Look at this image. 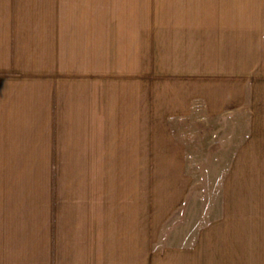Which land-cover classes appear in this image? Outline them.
Masks as SVG:
<instances>
[{
	"label": "crops",
	"instance_id": "1",
	"mask_svg": "<svg viewBox=\"0 0 264 264\" xmlns=\"http://www.w3.org/2000/svg\"><path fill=\"white\" fill-rule=\"evenodd\" d=\"M151 1L0 0V264H264V0ZM198 103L247 133L176 240Z\"/></svg>",
	"mask_w": 264,
	"mask_h": 264
},
{
	"label": "rangeland",
	"instance_id": "2",
	"mask_svg": "<svg viewBox=\"0 0 264 264\" xmlns=\"http://www.w3.org/2000/svg\"><path fill=\"white\" fill-rule=\"evenodd\" d=\"M151 0H144L147 11L150 7ZM238 16L242 23L241 29L247 27L248 3L249 0H239ZM149 15H151L149 13ZM244 23V24H243ZM173 133L182 141L187 148V172L191 173L195 182H199L202 173L209 168L208 183L209 199L193 200L188 205V209L192 210V217L188 216L184 219V215L180 218L178 213L175 217L167 222L173 223L176 218V240L189 239L193 235L191 231L196 226L211 225L219 217L222 202L215 199L214 194H218L222 179L229 171V164L234 156L238 146L243 143L246 138V125L244 122L236 126L229 117H210L205 114L203 105L196 104L195 111L191 118L178 119L171 122ZM207 163V166L206 164ZM243 177V171L240 172V178ZM246 205V201H240ZM240 203V204H241ZM187 208V206H186ZM202 215L200 218L199 216ZM236 229L238 231L239 240H246V220L245 216H241L237 220ZM193 239V237H192Z\"/></svg>",
	"mask_w": 264,
	"mask_h": 264
}]
</instances>
